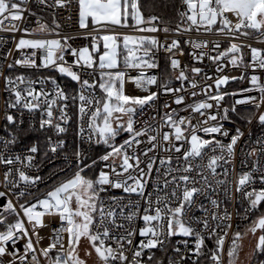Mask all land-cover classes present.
<instances>
[{"label": "snow or ice", "instance_id": "6c2138e0", "mask_svg": "<svg viewBox=\"0 0 264 264\" xmlns=\"http://www.w3.org/2000/svg\"><path fill=\"white\" fill-rule=\"evenodd\" d=\"M73 2L82 30L77 36L61 35V25L55 19L51 25L37 19V26L30 27L25 13L28 16L36 13L25 7L29 0H0V31L22 33L15 49L31 50L8 63L9 72L17 66L37 73L50 70L78 85L76 94L69 95L54 76H14L0 71L5 91L9 93L6 107L20 109L21 117L25 110L29 114L39 112L38 130H52L58 137L55 141L51 136L46 137L44 157L63 153L67 165V170H59L65 178L55 183L43 198L37 197L34 202L24 199L33 195L32 187L43 182L40 175H29L24 170L39 168L36 156L41 148L33 143L26 153L11 154L8 149L16 143V134L10 132L8 138H0L4 149L0 152V165L4 166L0 184L7 189L0 191L3 198L0 200V264H87L79 254L82 239L94 249L99 264H164L153 250L165 252L175 236L191 238L192 247L188 239L183 241L184 252L179 246L171 245L178 259L169 257L168 264H184L186 260L200 264V257L206 255L207 240L214 243V247L208 248L211 264H225V255L227 264H235L243 236L255 235L257 231L261 234L255 252L264 253V132L251 145H245L249 149L245 156L256 159L248 171H242L233 180L236 150L245 133L237 126L230 134L223 123L230 120V112H237L238 105H244L252 112L241 118L249 125L255 119L264 129V111H261L264 82L257 74H264V49L241 40L255 33L257 42L264 44V0H179L174 24L157 14L146 15L142 0H53L51 6L71 7ZM38 3L49 6L48 0ZM161 32L165 34L164 42L156 35ZM192 32L227 38L223 50L220 40L189 37L183 41L190 45L189 56L194 63L202 64L207 58L215 65L218 75L205 73L204 80L213 83L203 87L189 76V73L198 76L203 69L182 65L178 58L184 55L181 40L173 38L168 42L169 33L179 36ZM53 36L56 38H50ZM78 38L89 43L73 47L69 41ZM246 48L250 52L247 62ZM161 51L169 54L164 57L163 69L157 55ZM11 55L12 51L8 50L4 59ZM66 56L72 58L71 62ZM229 66L242 69V74L219 75ZM154 69H159V74L147 73ZM249 70V87L221 91L230 81L244 80ZM131 71L138 75L132 76ZM126 80H131L147 95L126 94ZM174 80L180 82L179 87L172 86ZM185 82L193 89L189 93L191 97L200 95L204 99L185 104V96L180 94L188 91ZM48 84L52 85L51 89L46 87ZM198 87L199 92L195 91ZM160 95H171L172 103L183 105L179 111L188 115H180L165 102L163 107L171 111L164 113L162 127L168 130L149 127L137 131L134 117L138 110L142 111L146 105L154 106ZM226 96L240 98L227 107L222 105ZM69 102L76 108L78 138V142L71 143L64 138L73 119L68 113ZM5 119L9 125L17 124L13 114L6 113ZM19 123L23 124V119ZM122 133H127L128 139L117 144L116 139ZM142 136L147 137L151 146L137 152ZM222 138H228V142ZM84 144L88 147H83ZM94 145H103L105 149L95 158L90 155ZM157 152L165 155L149 157V153ZM209 152L212 154L207 155V163H202ZM141 156L148 158L143 168ZM246 163L242 160V167ZM149 181L153 182L152 191H148ZM113 190L137 199L125 201L108 195ZM9 193L15 195L16 203ZM234 194L239 197L235 202L243 208L242 219L250 220V224L244 232L233 233L225 252V240L232 229L233 213L229 207L235 206ZM202 196L208 199L210 207L200 201ZM196 211L202 215H195ZM236 215L241 216L239 209ZM46 216L58 219V226L46 224ZM137 221H142V226L137 227ZM43 228H50V235L42 236ZM137 236L140 239L135 243ZM45 238L49 243L41 247ZM20 241H24L22 249L17 247ZM85 255L91 256V252L85 251Z\"/></svg>", "mask_w": 264, "mask_h": 264}, {"label": "built area", "instance_id": "2783aa9c", "mask_svg": "<svg viewBox=\"0 0 264 264\" xmlns=\"http://www.w3.org/2000/svg\"><path fill=\"white\" fill-rule=\"evenodd\" d=\"M48 5L49 6H44L40 5L38 3V0H29V3L25 6L27 7L30 11L35 12V16H28L27 12L25 15L27 16V23L30 27L35 28L36 25V20L40 19L42 22H46L51 25V22L53 19H55L60 25V32L61 35H70V36H77L82 30L79 29L78 27V17H77V10L75 3L73 2V5L71 7H65V8H58L53 5V0H48ZM71 17V18H69ZM178 19V17H177ZM174 24V23H173ZM5 25L7 26V21H5ZM127 31V30H126ZM22 33L16 32H7V31H0V71L4 72V75H20L24 74L25 76H36V75H43V76H54L57 80V83L62 87L66 93L69 95H74L76 94V91L78 90V85L75 84V82H72L70 78L61 76L58 73L50 70H40L38 73L35 70H30L27 68H23L20 66H17L15 69H13L11 72L7 69V64L11 63L14 59L17 58H22V53H30V49H24L21 51H17L15 49V42L19 40L21 37ZM158 38L161 40V42L165 41V34L164 33H158ZM189 37L192 38H197V39H208L209 41L211 40H220L221 41V50H223L224 47H227V38L224 36H216L214 34H206L203 32L196 33H188V34H183L176 36L173 33L168 34V42H171V39L173 38H178L181 40V45L184 49V55L179 56L178 58L181 60L182 65L187 64L190 67L195 66V67H201L203 69V72L195 77H192V74L189 73L190 79H195L200 87H203L206 84H212V80H204V74L207 73L210 76L215 77L218 75L215 72V65L212 64L207 58L204 59L203 63H194L190 56L189 52L192 51L190 45H185L183 41L185 39H188ZM27 38V37H26ZM50 38H56L55 36L50 37ZM241 40H245L247 43H251L252 46L254 47H259L261 49H264V44L258 43L257 42V34L253 33L249 38H244L241 37ZM73 47H80V46H86L89 41L84 40L82 38H78L74 41H69ZM240 42V41H237ZM209 48H211V44H209ZM11 50L12 55L8 56L7 59H4L5 53ZM198 51V50H197ZM213 55L215 54L214 52L212 53ZM158 59L161 65V69H163L165 65V59L164 57L166 55H169L163 51L159 52L158 54ZM244 55H245V61L247 62L250 60V52L246 48L244 49ZM66 59H68L69 62H71L72 58L70 56H66ZM160 70L159 69H154V70H147L148 74H159ZM243 70L242 69H235L232 67H226L223 71V73H219V75L227 74L229 76H240L242 74ZM250 70L249 73L245 74V79L244 80H237V81H230L229 84L222 88L221 91H228V92H234V91H239L242 88L249 87V81H248V75H250ZM261 75L262 82H264V74L257 73ZM131 75L135 76L138 75V72L136 71H131ZM167 75V73H165ZM174 87H179L180 82L179 81H173ZM185 88L188 89L187 92L180 93L181 95L185 96V104L192 103L193 101H198L201 99H204L203 96L198 95L197 97H191L189 93L193 91V89L188 87L187 82L184 84ZM47 88L51 89L52 85L48 84L46 86ZM200 87L196 88L195 91L199 92ZM37 88H39V85H37ZM153 91H155V87L152 88ZM125 93L129 95H147V93L141 91L131 80H126L125 83ZM255 94V93H252ZM97 95H99V91L97 90ZM247 95V93L245 94ZM240 97H232V96H226L224 101L222 102L223 106L231 107L234 99H238ZM9 99V93L5 91V85H4V80L3 77L0 76V138H8L10 132H14L17 136V141L14 145H11L10 148L8 149V153L11 154H24L26 153L27 147L30 146L33 143H38L41 152L37 154L36 156V161L40 162L39 163V168H25L24 170L28 172L29 175H40L42 177L43 182H38L37 187H32L30 190L33 193L32 196H27L24 199H27L29 201H33L39 197L43 198L44 194L51 190V188L54 186L55 183H58L59 180L65 178L64 172L59 171L60 169H66L67 170V165L63 157V153L58 152L57 154H52L49 153L48 157H44V150H45V140L46 137L51 136L53 141L58 139V137L54 134L52 130H44L40 131L39 129V119H40V113L36 112L33 114H29L26 110L24 111L23 117L19 115L20 109H8L6 107V101ZM173 97L171 95H160L159 99L155 102L154 106H145L142 111L137 112V115L134 117L135 119V129L137 131H140L141 129H146L151 127L153 130L160 128L161 131H167L168 129L166 127H162V118L164 116L165 112L171 111V109H166L163 107V104L165 102L171 104V108H176L178 111L183 108V105L177 106L176 104L172 103ZM190 111V110H189ZM215 111V109H213ZM261 111H264V107L261 108ZM75 112L76 108L69 102V108H68V113L73 117L72 121H70L69 124V131L65 134V139L71 143L73 141L78 142V138L76 137V117H75ZM252 109L249 106H244V105H238L237 106V112L236 113H231L230 112V120L229 121H223L224 127L230 131V134L234 133L235 127H240L242 131H244L245 136L241 139L239 142V145L236 150V157H235V172L233 173L231 179L235 180L242 171H248L252 167L253 161L256 159V157H246L245 153L249 150L247 147H245L246 144L251 145L252 142L259 136L262 135V132H264V129L261 128V126L257 123L255 119H253L252 123L249 125L246 123L244 119L241 117H246L248 115H251ZM10 113L13 114L16 119H17V124L15 125H9L8 122L5 119V114ZM179 114L182 116H187L188 112L184 111H179ZM23 119L24 123L20 124L19 120ZM196 119H199L197 117ZM196 119H193V123H196ZM34 124L35 128H31L30 125ZM249 131H251L252 136L249 138ZM201 135H203L201 133ZM128 139V134L127 133H122L119 137L116 139V143L120 144L124 140ZM141 141H143L140 145L139 148L137 149V152L142 151L146 147H150L151 145L147 143V137L142 136L139 137ZM225 143L228 142V138H222ZM104 147L103 145H99ZM99 146H93L90 150V155L95 158L97 155H95V150ZM83 147L87 148L88 145L84 144ZM244 149V151H241V149ZM3 146L0 144V152H3ZM105 149L102 150L100 154H103ZM131 151V150H130ZM158 154V155H165V153L162 152H157V153H149V157ZM212 153H207L205 156L204 161L202 163L206 164L207 163V155H211ZM147 157L141 156V165L140 167H145V163L147 161ZM246 160L247 163L244 167L241 165V161ZM119 161L117 160V164ZM175 165V161L173 162ZM262 163H264V159H262ZM4 171V166L0 165V174H2ZM219 171V169H218ZM161 172H163V169H161ZM68 175H71V172H68ZM153 177H155V171H153ZM152 181H149L148 184V191H152ZM257 187H260V185L257 183ZM23 187V185H21ZM0 191H7V189L4 188L2 184H0ZM11 198L13 199V203H16V198L15 195L12 193H9ZM103 195V194H102ZM108 195H116L118 197L124 198L125 201L128 199L135 200L137 197L133 196H128L127 194L123 193L121 190H113L112 192L108 193ZM235 195V200L234 204L235 206L229 207V210L232 211L233 217H232V229L228 233V237L225 240V252L227 248L230 245L231 238L233 236V233L236 230H240L241 232H244L246 228L250 224V220H243V208L240 203L235 202L236 200L239 199L238 194ZM3 198H0L2 200ZM201 202H203L206 206L210 207L209 201L205 197H200L199 198ZM23 202V201H21ZM237 209L240 210L241 216L238 217L236 215ZM37 210H40L39 208ZM195 215L200 216L202 215L201 212L196 211ZM13 217H9V220H12ZM45 223L49 224L50 227H56L59 224L58 219L46 216L45 218ZM211 223V221H210ZM239 224V229H237V225ZM142 226V221H137V227ZM2 230V229H0ZM257 239L256 243L258 242V237L261 234L260 231H257ZM40 234L42 236L47 237L50 235V228H43L40 230ZM140 237L137 236L135 243H138ZM185 239L189 240V247H192V239L191 238H185L182 236H175L172 238L171 245H176L179 246L182 250V252L186 251L184 249L183 241ZM33 240L35 241V237H33ZM67 242V234H65V243ZM179 242V243H178ZM24 241H20L17 244V247H21L23 245ZM49 243V240L45 238L44 240L41 241V247L47 246ZM207 248H205V253H208V248L214 247V243L212 240H207ZM171 245L166 249L165 252H162L161 255H159L158 252L153 250L155 252V255L159 259L164 260V264H168V258L171 257L174 260L178 259V257L172 252ZM255 248V247H254ZM255 250V249H254ZM147 256L145 255V259ZM225 264H227V257L225 255L224 257ZM261 262H264V253H258L254 251V255L251 257V259L246 263V264H261ZM184 264H191V261H185ZM211 264V261H210Z\"/></svg>", "mask_w": 264, "mask_h": 264}, {"label": "trees", "instance_id": "16d2710c", "mask_svg": "<svg viewBox=\"0 0 264 264\" xmlns=\"http://www.w3.org/2000/svg\"><path fill=\"white\" fill-rule=\"evenodd\" d=\"M165 4L168 6L164 7L163 5ZM142 6H144L143 10H145L146 15L149 13L157 14L162 16L166 21H171L174 23V21L177 19L175 8L179 6V0H142ZM103 149L104 147L102 146L97 147L95 150V155L100 154ZM158 253L159 255L162 254V252ZM200 264H210L208 253H206L205 256L200 257Z\"/></svg>", "mask_w": 264, "mask_h": 264}, {"label": "rangeland", "instance_id": "374dc122", "mask_svg": "<svg viewBox=\"0 0 264 264\" xmlns=\"http://www.w3.org/2000/svg\"><path fill=\"white\" fill-rule=\"evenodd\" d=\"M257 234L258 233L253 235L252 233H248L247 235L243 236V239L240 242L241 243V248H240V252H239V257L236 260L235 264H246L251 259V257L254 255V251H255L254 247L256 245V239H257V236H258ZM86 242H87L86 240L82 239L81 244H80L79 254L81 252L82 246Z\"/></svg>", "mask_w": 264, "mask_h": 264}, {"label": "crops", "instance_id": "0c3cea01", "mask_svg": "<svg viewBox=\"0 0 264 264\" xmlns=\"http://www.w3.org/2000/svg\"><path fill=\"white\" fill-rule=\"evenodd\" d=\"M85 251L91 252V256H86ZM80 255L83 259L86 260L87 264H99V260L94 249H92L90 244L87 242L82 246Z\"/></svg>", "mask_w": 264, "mask_h": 264}]
</instances>
